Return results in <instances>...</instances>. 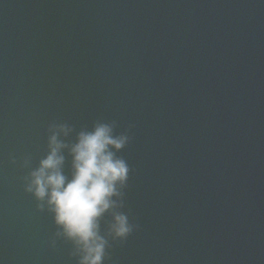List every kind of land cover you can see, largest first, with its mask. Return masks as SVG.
Segmentation results:
<instances>
[{
  "label": "water",
  "instance_id": "water-1",
  "mask_svg": "<svg viewBox=\"0 0 264 264\" xmlns=\"http://www.w3.org/2000/svg\"><path fill=\"white\" fill-rule=\"evenodd\" d=\"M98 121L137 226L104 264H264V0H0V264H78L24 162Z\"/></svg>",
  "mask_w": 264,
  "mask_h": 264
},
{
  "label": "clouds",
  "instance_id": "clouds-1",
  "mask_svg": "<svg viewBox=\"0 0 264 264\" xmlns=\"http://www.w3.org/2000/svg\"><path fill=\"white\" fill-rule=\"evenodd\" d=\"M72 131L67 123L49 126L46 155L35 167L25 158L24 166L30 168L25 191L36 198L41 211L46 208L53 214L55 237L73 243L78 264H104L109 238L125 240L137 227L119 210L124 206L130 166L117 153L130 137L125 132L117 135L115 122L98 121L69 141ZM65 151L71 156L70 175L65 173ZM106 214L112 219L105 233L101 222Z\"/></svg>",
  "mask_w": 264,
  "mask_h": 264
}]
</instances>
